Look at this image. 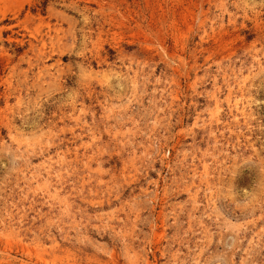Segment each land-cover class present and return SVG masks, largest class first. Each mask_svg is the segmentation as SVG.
I'll return each instance as SVG.
<instances>
[{
	"label": "rangeland",
	"instance_id": "374dc122",
	"mask_svg": "<svg viewBox=\"0 0 264 264\" xmlns=\"http://www.w3.org/2000/svg\"><path fill=\"white\" fill-rule=\"evenodd\" d=\"M0 264H264V0H0Z\"/></svg>",
	"mask_w": 264,
	"mask_h": 264
}]
</instances>
